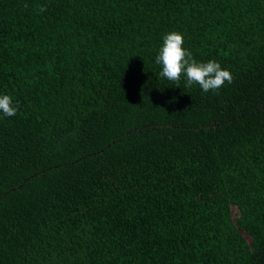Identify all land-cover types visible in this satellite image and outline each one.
I'll list each match as a JSON object with an SVG mask.
<instances>
[{"label": "trees", "instance_id": "1", "mask_svg": "<svg viewBox=\"0 0 264 264\" xmlns=\"http://www.w3.org/2000/svg\"><path fill=\"white\" fill-rule=\"evenodd\" d=\"M3 95L0 264H264V0H0Z\"/></svg>", "mask_w": 264, "mask_h": 264}, {"label": "clouds", "instance_id": "2", "mask_svg": "<svg viewBox=\"0 0 264 264\" xmlns=\"http://www.w3.org/2000/svg\"><path fill=\"white\" fill-rule=\"evenodd\" d=\"M45 6L39 11L45 12ZM184 37L178 31L164 35L163 44L156 56V63L161 65L160 77L176 83L179 87L181 76H186V87L198 84L204 93H217L218 90L234 81L232 73L221 67L216 60L197 62L192 53L183 47ZM19 102L14 103L10 95L0 96V112L5 117H13L19 110Z\"/></svg>", "mask_w": 264, "mask_h": 264}, {"label": "rangeland", "instance_id": "3", "mask_svg": "<svg viewBox=\"0 0 264 264\" xmlns=\"http://www.w3.org/2000/svg\"><path fill=\"white\" fill-rule=\"evenodd\" d=\"M237 212H238V210L235 209V210H234V214H236ZM237 215H238V214H236L235 216H237ZM247 239H248L249 242H251L250 237H247Z\"/></svg>", "mask_w": 264, "mask_h": 264}]
</instances>
